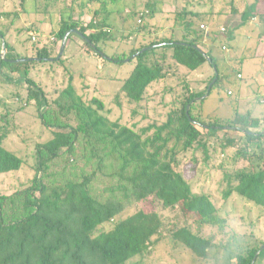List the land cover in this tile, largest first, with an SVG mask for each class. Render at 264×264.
<instances>
[{"label": "trees", "instance_id": "obj_1", "mask_svg": "<svg viewBox=\"0 0 264 264\" xmlns=\"http://www.w3.org/2000/svg\"><path fill=\"white\" fill-rule=\"evenodd\" d=\"M118 1L81 0L80 6H86L85 13L90 16L86 24L73 18L72 3L63 7L57 19L50 16L54 24L52 39L54 43L61 42L66 32L76 29L80 35L70 32L65 42L74 33L105 61L123 63L127 58L132 67L118 87L114 103L120 107L119 98H125L137 106L153 102L150 104L153 111L161 108V115L156 114L143 125L112 119L104 113V103L95 96L85 100L72 84V75L48 99L28 72L47 61L52 50L47 46L35 47L29 57L38 59L9 62L6 59L28 55L16 53L6 30L0 26V40L4 44L0 67L22 74L27 84L26 101H34L41 124L51 132L47 140L34 145V173L29 183L12 192L0 193V264H125L135 256H149L161 240L172 249L189 252L198 264H208L213 238L202 229L222 227L225 219L208 194L193 191L177 166L178 155L192 147L202 148L203 159H207L206 144L210 139L221 146L237 145L235 158L244 161L231 170L220 167L221 197L226 200L236 194L264 210V116L234 112L225 119L202 117L203 98L199 97L216 76L209 94L220 81V75L215 71L204 90L195 91L190 89L186 76L178 75L177 71L179 66L194 70L204 62L215 69V59L188 30L177 36L173 28L157 31L147 27L142 19L152 17L154 8L140 12L142 22L128 53L107 55L106 42L113 38L109 18L118 11L111 6ZM36 2L32 0L35 11ZM259 9L257 0H253L241 12V24L259 16L262 13ZM2 16L7 18L9 13L2 11ZM263 17L261 14L259 19L264 22ZM62 56L52 57L48 62L62 64L65 60ZM173 75H176L174 84L159 92L158 101L156 92L147 95L154 84ZM165 95L172 96L171 101H165ZM136 113L132 110V115ZM225 129L238 131L244 142L237 144L231 137L217 140L216 131ZM9 131L10 127L2 123L0 172L18 170L22 164L19 156L2 146ZM202 135L204 141L200 139ZM250 145L260 150L249 153ZM63 156L66 160L55 164ZM132 207L131 212L120 216ZM168 208H177L185 223L163 220L161 211ZM108 222L111 226L104 229L102 226ZM233 237L234 234L229 235L221 244L226 250L234 246L228 264H255L258 258L264 259V248L260 249L264 241L257 239L253 230L240 235L242 243L232 241Z\"/></svg>", "mask_w": 264, "mask_h": 264}, {"label": "rangeland", "instance_id": "obj_2", "mask_svg": "<svg viewBox=\"0 0 264 264\" xmlns=\"http://www.w3.org/2000/svg\"><path fill=\"white\" fill-rule=\"evenodd\" d=\"M252 1L119 0L115 6H111L118 11L109 18L113 38L106 42L105 52L107 55L128 53L135 41L138 24L142 20L147 27L155 28L157 31L173 28L177 36L188 30L191 36L198 38L199 45L209 51L215 59L216 68L214 70L204 62L189 71L179 66L177 74L185 75L190 89L195 91H203L215 71L220 75L218 84L200 102L202 117L225 119L231 117L234 112H248L253 116L263 115L264 32L260 33L258 29L260 26L264 27V22L259 19L261 14L264 15V0H257L259 10L262 12L259 16L253 17L244 25L241 24L240 18L241 12ZM70 3L74 10L73 18L86 24L90 16L85 13L86 6H80L81 0H57L55 3L53 0H37L36 11L32 0H0V12L9 13L7 18L0 17L1 29L6 30L8 40L13 43L16 53L20 56L29 57L35 47L47 46L52 50L51 57H54L57 55L60 42L54 43L52 39L51 29L54 24L50 22V18L57 19L59 10L68 7ZM90 6L95 7L96 4ZM148 7L154 8L153 16L143 17L140 22V12L146 11ZM46 8L52 12H47ZM133 11L136 13L131 15ZM10 21L12 24L9 26ZM200 24H204L205 28H200ZM221 27L224 28L223 32L220 31ZM1 43L2 40L0 50ZM62 55L65 58L62 64L43 61L28 72L48 99L54 96L55 91L63 88L68 76L72 75V84L82 97L85 100L92 96L101 99L104 103V113L107 112L112 119H120L128 125H143L151 121L156 114L161 115V108L152 110L153 102L151 105L144 103L137 106L127 102L125 98H119L120 107L114 103V95L131 70L132 63L124 59L123 63L105 61L89 50L81 37L74 33L69 37V41L65 42ZM238 73L240 77L237 76ZM175 78L176 75H173L167 81L160 80L148 90L147 95L151 96L156 92L155 100L158 101L161 96L159 92H163L164 87L173 85ZM227 91L231 93L228 94ZM26 96L27 84L22 74L11 73L5 67H0V126L3 123L10 127L2 146L22 159L18 170L0 172V193L12 192L29 183L34 173V145L36 142L47 140L51 135L50 129L41 124L34 101L27 102ZM171 98L172 96L165 95L164 100L168 102ZM132 110H136L137 113L132 115ZM143 115L147 117L142 118ZM214 136L218 138L217 140L231 137L237 144L244 142L242 135L234 129L218 130ZM200 139L204 141L205 136L202 135ZM214 142L213 139L207 141L206 161L203 159L205 155L203 149L192 147L178 155L177 168L189 181L195 193L209 195L220 216L225 219V225L222 227H204L202 230L206 236L213 238L208 250V264H228V257L234 246L226 250L221 244L226 242L229 235L234 234L232 241L235 239L236 243H242L240 235L253 230L254 236L264 241V210L236 194H231L226 200L221 197L220 167L231 170L243 165L244 161L235 158L237 145L221 146L218 141ZM256 150L260 149H256L255 145L248 147L249 153ZM66 158L63 156L55 164L64 162ZM70 158L71 156L68 157L69 162ZM79 167L77 166V169ZM133 208L125 209L120 216L131 212ZM161 217L165 221H177L179 225L185 223L181 220L177 208L161 211ZM111 224L108 222L102 227L107 229ZM262 248L264 245L260 246V249ZM260 259L262 258H258L255 264H261ZM125 264H198V262L184 249H172L166 241L161 240L149 256H135Z\"/></svg>", "mask_w": 264, "mask_h": 264}, {"label": "water", "instance_id": "obj_3", "mask_svg": "<svg viewBox=\"0 0 264 264\" xmlns=\"http://www.w3.org/2000/svg\"><path fill=\"white\" fill-rule=\"evenodd\" d=\"M70 32H74V33L80 35L79 31H77L76 29H71L70 31L66 32V33L63 35L62 39H61L58 53H57V55L54 57L55 59H59V58H60V56H61V54H62V52H63V49H64V45H65L66 38H67V36H68V34H69ZM141 51H142V49L139 50V51H137V52H135L131 57L136 56V55H137L139 52H141ZM0 58H4V44H3V42L1 43ZM205 58H206L207 60H209V57L206 56V55H205ZM27 59H38V58L27 57V58H16V59H6V60L9 61V62H13V61L18 62V61H24V60H27ZM52 59H53L52 57H47V58H46L47 61H50V60H52ZM127 60H128L127 58L124 59V61H127ZM213 68H214V67H213ZM214 70H215V69H214ZM215 73H216V72H215ZM215 77H216V76H215ZM215 77H214L213 80L210 82V84H208V86H207V90H206V93H205L204 95L200 96L199 98H203V97H205V96L207 95L208 90H209V88H210V85H211V83L214 81ZM263 131H264V129H263Z\"/></svg>", "mask_w": 264, "mask_h": 264}, {"label": "crops", "instance_id": "obj_4", "mask_svg": "<svg viewBox=\"0 0 264 264\" xmlns=\"http://www.w3.org/2000/svg\"><path fill=\"white\" fill-rule=\"evenodd\" d=\"M256 27H258V26H256ZM264 30V27H262V26H260V28L258 29V31L260 32V33H262V32H264L263 31ZM8 36V34H6V37ZM13 44V43H12ZM16 50V49H15ZM8 71V70H7ZM262 116H264V114L262 115H259V117H262ZM259 262L261 263V264H264V259H260L259 260Z\"/></svg>", "mask_w": 264, "mask_h": 264}, {"label": "built area", "instance_id": "obj_5", "mask_svg": "<svg viewBox=\"0 0 264 264\" xmlns=\"http://www.w3.org/2000/svg\"><path fill=\"white\" fill-rule=\"evenodd\" d=\"M200 28L204 29V28H205L204 24H200ZM220 31L223 32V31H224V28L221 27V28H220ZM237 76L239 77L240 75L237 74ZM227 92L229 93V91H227Z\"/></svg>", "mask_w": 264, "mask_h": 264}]
</instances>
